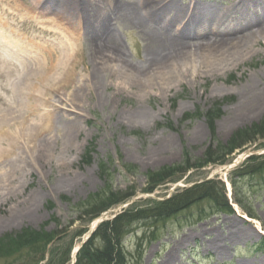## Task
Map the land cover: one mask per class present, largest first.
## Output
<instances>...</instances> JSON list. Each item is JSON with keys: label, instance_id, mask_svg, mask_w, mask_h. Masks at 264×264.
<instances>
[{"label": "rangeland", "instance_id": "rangeland-1", "mask_svg": "<svg viewBox=\"0 0 264 264\" xmlns=\"http://www.w3.org/2000/svg\"><path fill=\"white\" fill-rule=\"evenodd\" d=\"M84 1L88 4V0H0V33L25 48L14 45L12 51L0 36V55L9 58L6 54L12 53L14 59L10 61L17 66L14 75L0 80L4 86L0 93L9 103L15 100L22 63L27 69V56L42 61L51 48L57 51L56 62L63 57L69 62L83 60L76 70V84L58 90L53 98L70 118L68 148L63 141L56 142L53 134L48 138L50 143L40 146L52 147L54 153H38L39 145L35 149L28 144L23 151L0 161V242L16 239L24 232L33 235L24 242L29 247L14 258L0 259V264H50L56 253L73 243L72 259L75 249L101 223L133 207L146 208L167 201L204 183H211L214 198L197 201L157 226L149 228L150 223L141 222L129 227L125 241L129 264H164L170 255L174 260L171 264H264V168L247 173L253 166L250 157L264 161V139L227 156L228 146L237 134L264 122V24L260 23V30L258 26L240 29L236 24L229 28L235 34L231 41L251 39L246 46L239 44L242 51L237 62L215 65L210 60L211 65L196 59L188 66L187 75L174 74L168 81L165 78L169 75L152 74L132 84L107 72L102 75L99 92L86 90L80 94L78 89L87 87L83 83L91 85L95 46L105 41L93 31H80L79 17L88 12L82 6ZM193 1L218 6L215 13L221 15L235 2ZM133 4L138 9L137 0ZM125 5L129 7L128 0ZM175 8L186 9L180 0ZM175 8L169 16L174 22L168 38L176 41L184 25L183 14H175ZM66 10L79 11L72 20ZM260 13L258 17L264 21V11ZM116 15L111 17L109 28L114 41L130 64L141 69L146 53L153 48L151 41L161 33L155 26L168 15L155 22L152 16L141 14L142 20L147 19L141 25L130 12ZM231 15L234 20L238 17L233 12ZM213 28L206 27L197 38L213 37ZM258 31L260 34L255 35ZM190 38L186 39L194 41ZM63 44L69 48L62 51ZM77 50H82L79 56ZM253 91L258 96L252 98H257L254 112L249 111L248 118L242 117L243 104ZM46 110L41 106L38 110L42 123L50 120ZM208 153L219 156L215 160L224 158L206 164ZM12 163L17 167L12 169ZM168 168L180 171L151 191L149 174ZM108 184L114 191L134 193L127 202L99 217H86L83 203ZM226 200L231 212L226 210ZM84 229L88 232L79 235ZM147 230L150 234L146 240L141 236ZM229 232L246 235L233 240ZM52 234L55 237L43 250L41 240ZM226 236L228 240H224ZM219 250L223 254H218Z\"/></svg>", "mask_w": 264, "mask_h": 264}, {"label": "bare ground", "instance_id": "bare-ground-1", "mask_svg": "<svg viewBox=\"0 0 264 264\" xmlns=\"http://www.w3.org/2000/svg\"><path fill=\"white\" fill-rule=\"evenodd\" d=\"M62 1L68 2L69 0ZM91 1L97 2L93 4ZM125 1L88 0V4L84 1L82 5L83 8H88V12L79 17L80 31H93L94 35L103 37L102 39L105 41L101 46H95L96 50L94 57H92L93 70L89 76L91 85L83 83L87 87L84 88L83 86V89H78L80 94L86 92V90L99 92L102 75L107 72L114 73L119 79H126L132 84L139 77L145 78L152 76V74L163 73L169 75L168 78H165L168 81L174 74L185 72V75H187L190 71L188 66L195 64L196 59H204L201 64L208 63L211 65L210 60L214 61L215 65L223 64V62H226L224 63L226 65L233 63V61L237 62L240 57L239 53L242 51V46L239 44L246 46L251 39L249 37L241 38L238 40L240 43L237 40L231 41V37L235 34L231 32L230 27L236 24L240 29L251 26L250 29L253 30L258 26L260 30L262 28L260 23L264 24V21L260 19L261 17H258L261 14L260 11H264V0L231 1V8L223 15L215 13L219 9L218 6L215 7L211 3L199 4L193 0H180L186 8L185 10L175 8L178 0H140V2L137 0L140 11L134 7L133 0H128V8ZM184 1H187V3H184ZM174 8L175 14L179 16L183 14L182 24L184 25V32L180 33V39L176 41L168 38V35H170L169 28L174 22L173 18H169V16L171 12H174ZM77 11L79 10L72 12L66 10L65 14L70 12L69 17L73 20ZM125 12H130L137 24L140 25L147 23V19L142 20L141 14L152 16L156 19L155 22L164 17L165 14L168 15L163 22L156 24L155 30H159L161 33H158L159 37L157 39L151 41L153 48L146 53V61L141 69L130 64V60L125 58L124 51L116 45L114 35L109 30L111 17L115 14L120 16ZM232 12L236 17L238 16L235 20L231 15ZM228 15L230 16L228 17ZM248 16H253V19ZM254 16H257V18H254ZM230 17L231 19H229ZM211 25L214 26L215 33L213 37L199 36L197 38L198 32L204 31L206 27H211ZM190 30H194V33L192 34ZM185 34L192 37L194 41L190 42L192 39L184 36ZM257 34L259 35L260 32L258 31L255 35ZM0 36L5 39V44L12 51L15 46L25 50L22 44L16 43L13 39L8 41L2 33H0ZM186 38L191 40L188 41ZM63 45L62 51L64 48H69L68 44ZM47 51L42 61H37V57L34 55L27 56V69H24L25 63H22L23 69L20 73L23 74L19 75L17 85L14 88L15 100L13 99L9 103L0 93V161L23 151L28 144L33 145L34 148L39 145L38 153L45 151L54 153L52 147L46 145L45 149H42L40 146L43 143H50L48 138H51L53 134H56L54 135L56 142L63 141L66 143L67 148L68 143H71L70 135L67 134V120L70 121V118L65 115L64 108L54 103L53 98L57 96L58 90L67 89L70 85L76 84L75 82L78 80L76 70H78L83 60L79 61L77 59L74 62H69L67 57H63V60L56 62L57 51L51 48ZM76 53L79 56L82 50H77ZM6 56H9V58H3L0 55V80L11 77L14 75V70L17 71V69H14V67H17L16 64L10 61L14 59L11 57L14 55L11 53V55L6 54ZM16 61L18 60L16 59ZM79 87L82 86L79 84ZM1 88L4 89V86L0 83V91ZM251 94L250 99L243 104L245 109L242 117L245 116V118L250 117L248 116L249 111L254 112L257 98L254 100L252 98L256 96V92L253 91ZM256 105L259 106V104ZM40 106L49 112L47 113L50 118L48 123H42L38 120ZM13 164L11 168L17 167ZM225 170L228 169L225 168ZM228 186L231 192L229 183ZM228 231H231V229L228 228ZM230 235L233 236L231 239L239 240L245 238L246 233H239L238 235L237 233H231ZM227 238L226 236L224 240H228ZM214 244L216 245V242ZM222 252V250H219L218 254L221 255ZM173 261V256L170 255L164 264H171Z\"/></svg>", "mask_w": 264, "mask_h": 264}, {"label": "trees", "instance_id": "trees-1", "mask_svg": "<svg viewBox=\"0 0 264 264\" xmlns=\"http://www.w3.org/2000/svg\"><path fill=\"white\" fill-rule=\"evenodd\" d=\"M244 131L237 134L233 138L232 145L228 146L227 152L229 153H227V156L228 154H232L234 150L255 142L257 139H264V122L257 126H252ZM206 157V164L222 161L224 158L223 156L220 159L215 160L219 156H214L210 153H208ZM248 160L249 162H253V166L248 167L247 173L254 174L264 168V161L261 162L259 158L250 157ZM102 170H104L103 167ZM177 171H180V168H176V170L175 168H168L157 173L149 174L148 179L150 190L153 191L156 186L165 181L166 178L176 174ZM211 186V183H204L192 190H186L181 195H176L167 201L157 202L155 205L147 206L146 208L133 207L118 215V217L114 220L101 223L92 234V237L81 248L77 256L76 264H129V261H127L128 255L125 248V241L130 234L129 227L132 224L148 222L150 223L149 228H151V226H157L159 223L165 222L169 218H173L180 214L185 207L187 209V206L195 204L197 201L208 199L212 196L214 198ZM133 193L134 192L132 191L125 193L114 191L108 184V186H105L103 190L91 196L83 203V206L85 207L84 215L88 218H97L111 208L120 206L127 202ZM219 205L224 209V205L222 203ZM225 207H227V211H232V207L229 206L227 200L225 201ZM247 214L251 216L249 212H247ZM87 232L88 230L84 229L80 231L79 235H84ZM148 232V230L144 232L141 237H144L147 240ZM32 236L33 235H31V233L24 232L16 239L5 238L2 240L0 242V259H10L21 254L23 250L29 247V243L24 242ZM45 237L46 238L41 240L42 243L45 244L42 246L43 250L47 247L46 244H49L55 237V234L46 235ZM73 245L74 244L72 243L69 247H64L63 251L60 253H56L53 256V259L50 260V264H68L71 261V251Z\"/></svg>", "mask_w": 264, "mask_h": 264}, {"label": "water", "instance_id": "water-1", "mask_svg": "<svg viewBox=\"0 0 264 264\" xmlns=\"http://www.w3.org/2000/svg\"><path fill=\"white\" fill-rule=\"evenodd\" d=\"M81 247H82V246H80V247L77 249V251H78L79 249H81ZM77 251L74 253V256H73L74 261H73V263H75V260H76V253H77Z\"/></svg>", "mask_w": 264, "mask_h": 264}]
</instances>
